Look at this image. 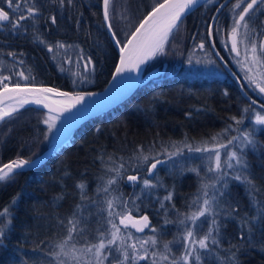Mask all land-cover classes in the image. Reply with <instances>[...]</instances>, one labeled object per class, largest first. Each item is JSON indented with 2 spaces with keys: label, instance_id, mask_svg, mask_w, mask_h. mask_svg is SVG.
<instances>
[{
  "label": "trees",
  "instance_id": "trees-1",
  "mask_svg": "<svg viewBox=\"0 0 264 264\" xmlns=\"http://www.w3.org/2000/svg\"><path fill=\"white\" fill-rule=\"evenodd\" d=\"M247 2L250 0L206 1L190 12L170 34L165 54L152 58L144 67L143 75L152 68L163 70L157 78L141 81L129 100L80 124L66 145L37 168L19 171L0 182V213L8 208L7 217L11 218L10 222L4 219L7 229L0 239V264H56L51 255L57 251L53 245L67 235L70 218L80 222L78 227L91 242H99L100 231H105L110 239L108 200L117 202V211L120 210L118 201H135L130 212L124 214L147 215L151 227L143 233L129 227L127 232L133 237L152 235L162 244L160 248H164V244L184 234L185 225L177 222L183 218L179 213L195 211L188 204L200 196L198 189L202 183L211 185L214 182L213 177L189 171L191 168L185 164L169 172L164 165L158 172L164 187L150 190L151 196L142 195V180L136 184L127 180L128 175L137 174L136 162L130 157L138 146L154 155L153 149L159 150L162 143L175 142L181 147L184 143L193 147L219 145L227 143L232 136L241 139L245 132L253 134L254 144L245 148L248 167L242 175L248 176L252 183L236 181L237 172L225 178L227 195L223 199L226 203L218 209L222 243L206 254L202 264H264V218L252 221L254 227L251 229L243 223L253 216L261 217L260 210L264 209V127L254 121L258 113L264 115V110L240 94L219 57L207 47L208 40L207 55L198 48L211 26L214 33L218 32L214 43L219 56L237 74L245 91L251 93L224 48L228 43H223L231 22ZM101 3L102 0H74L72 7L61 8L58 0H38L41 15L34 22H22L24 26L16 32L10 30V25H0V76L10 75V81L6 82L9 85H48L70 93L101 90L117 60L103 23ZM156 5L157 0H110L114 28L123 43ZM2 6L10 11L6 4ZM26 6L22 5L21 11ZM217 8L220 10L216 13ZM52 16L56 17L55 24L51 23ZM250 19L249 40L255 39L259 44L264 40V24L261 23L264 7L258 6ZM251 29H258L260 34ZM57 41L72 45V48L49 53L48 46H55ZM81 49L86 57L91 56L95 67V71L88 74L87 82L71 74L83 71V64L77 63V53ZM8 52L14 56L8 57ZM68 56L72 58L71 63L65 62ZM189 58L202 66L213 61L223 78L189 75L185 71ZM20 70L30 79L25 81L13 74ZM3 83L0 82V88ZM252 97L264 106L263 98L254 93ZM45 119V112L25 107L0 122V166L19 158L32 160L51 146L52 132L49 133L48 125L43 123ZM236 120H243V123L237 124ZM229 124L231 128L227 127ZM217 134L219 138L212 141ZM113 161L117 167L125 163V169L116 184L107 186V180L115 176L108 171L114 166ZM140 174L148 178L146 170ZM81 184L85 186L83 192L78 187ZM105 186L108 192L103 191ZM208 191L214 189L210 187ZM168 192L173 193L172 202L164 201L165 207L161 208L160 201ZM228 205L238 210L233 213ZM166 220L173 223L165 224ZM114 223L122 229L120 234L126 236L119 216L114 218ZM151 228H156L157 232L153 233ZM204 228L206 230L207 225ZM242 231L244 239L240 238ZM77 240L80 243L76 240L71 243L80 247L83 240L79 236ZM133 242L136 241L126 240L128 244ZM119 245L117 241L113 248ZM170 247L172 256L179 257L183 251L177 243H171ZM233 255L234 260L230 259ZM106 264H116V259ZM137 264H151V259Z\"/></svg>",
  "mask_w": 264,
  "mask_h": 264
},
{
  "label": "snow or ice",
  "instance_id": "snow-or-ice-1",
  "mask_svg": "<svg viewBox=\"0 0 264 264\" xmlns=\"http://www.w3.org/2000/svg\"><path fill=\"white\" fill-rule=\"evenodd\" d=\"M211 3L212 0H207ZM200 3V0H164V3H159L157 0V5L148 12L147 16L140 21L139 27L135 28V31L131 33V37L127 38V43L119 38V33L114 28V14L110 8V0H103V20L105 22L106 31L109 35L110 40L119 47L120 51V63L116 66L115 72L113 73V80L118 78H123V74L127 72H136L141 65L145 64L146 61L151 60L157 55L165 54V44L170 40V34L173 33L174 29L178 28V23L181 21L182 14L190 12L194 6ZM6 4L7 9L5 10L2 6ZM22 5H27L21 11ZM74 5V0H58V6L63 8L65 6L72 7ZM264 7V0H250L243 7L242 11L239 12L238 17L234 19L233 26L230 32L227 33V39L223 41L224 44L228 43V39L231 40V48L229 51L235 54L238 64H243L248 59V51L250 45V51L252 53V59L255 63L264 62V40H261L257 44L255 39H248L250 24L252 23L250 19V14L258 7ZM240 7V5H236ZM220 9L217 8V11ZM235 11V9H233ZM41 15V8L38 6V0H0V25L9 26L10 30L13 32L18 31L23 27L25 21L34 22ZM51 23H56V17H50ZM215 19V17H213ZM264 24V21H261ZM243 27L245 29L244 38L247 41L245 43V59L242 61L240 59V50L237 40V35L239 30ZM27 30V29H25ZM253 32L259 33L258 29H251ZM218 34L214 33L211 26H209L207 37L201 40L198 48L204 51L207 55L206 42L208 39H212L213 43L207 45V47L214 48L216 45L214 43V37ZM243 42V41H241ZM41 43H44L41 40ZM72 45H66L60 41L56 42L55 46L49 45L48 52L54 53L58 49H69ZM195 51V47L193 48ZM58 54V53H57ZM219 55V53H217ZM8 57L14 56V53L8 52ZM56 56L54 54L53 59ZM66 63H71L72 58L68 56ZM189 64L192 63L191 58H189ZM18 64L22 65V61H18ZM77 63L83 64V71H77L71 73L73 76L77 77L81 82H87L88 74L95 71L93 60L91 56H85L83 49L77 53ZM199 63V61H198ZM213 63V61H209ZM62 71H68L67 69L61 68ZM14 75L20 77L21 79L27 81L30 79L28 75L25 74L23 70L13 73ZM249 86L254 82L252 78L247 77ZM10 75L0 76V82L3 83V93H24L33 96L34 98L29 101L28 99H23L21 103L28 104L34 103L36 105H42L43 108L48 109L51 112H57L56 116L49 115L47 119L43 121L44 124L48 125V132L51 133L53 128L56 127L55 121L60 118V114L63 112L71 113L73 109L76 113L81 109H84V105L88 106L89 97H93L95 93H68L59 92L55 88L50 87H29L27 85L21 86L19 83L15 84L13 87H9L6 83L10 81ZM126 79L131 80V77ZM75 83V81H74ZM259 94H264V86H259ZM48 94H54L60 97L68 98L64 103V106L57 111L52 108L49 103H45L48 99ZM56 103V101H53ZM256 101H252L255 104ZM81 106V107H77ZM18 111V110H14ZM75 113V114H76ZM11 116V113L3 111L0 109V122H3L4 118ZM72 116L68 117L70 119ZM235 120V118H233ZM51 121V123H50ZM63 123V122H62ZM237 124H242L243 120H236ZM256 124L264 125V116H256ZM231 128L232 125L227 126ZM220 134L213 136L212 141H216ZM253 134L250 132L242 133V138L239 140L236 149L232 148L233 142L238 138L232 136L227 140L225 144H219L217 148H208L203 146L193 147L191 144L184 143L183 147L175 142H169L168 144H161L159 150L153 149L154 155L148 153L138 146L133 156L130 157L134 160L136 175H128L127 180L136 184L142 180L143 190L142 195L151 196L150 190H155L157 188H162L164 185L160 182L158 178V172L161 166L170 164L173 169L178 166H182L183 162L187 159L185 156V149L189 154H207L208 159L214 157V167H209L208 171L215 174L214 182L209 185L202 183L198 192L202 193V196L195 197L189 204V208L197 207L198 211H194L191 214L179 213L182 219L177 222L180 225H185L184 234L179 236L177 240L164 244V253H157L153 250L149 253V246L155 248L157 245V239L154 236L148 237L144 240L141 237H133L131 232H127L129 225L135 228L136 232L141 233L145 229L150 228V221L147 215L141 216L139 219H134L131 214H124L125 212H130V209L135 201H118L120 210L117 211V202L114 200L107 201V207L110 209L108 212L107 224L111 226V238L108 239L105 231L99 232V242H91L89 239L85 238L84 230L78 227L79 221L75 218H70L67 220V235L56 241L54 243V248L57 251L51 253L53 258L56 260V264H106L111 259H116V264H137L138 261H144L151 259V264H158L157 256H159L161 261H166L168 264H202L205 259L206 254L210 253L214 248H218L222 243L220 238V227H219V216L220 212L218 209L222 204H225L224 197L227 195V182L226 177L230 175V171L237 172L234 179L238 182H247L251 185L252 181L248 176L242 175L247 171V161L245 148L248 145H253L254 140L252 138ZM45 139H48L47 134H45ZM220 149H226L223 153L224 159L222 160V152ZM238 149V150H237ZM38 158V157H37ZM199 158V157H197ZM111 159V158H109ZM36 160H27L19 158L12 160L10 163L3 164L0 167V182H4L11 176L15 175L18 170L24 167L34 164ZM113 167L109 168V172L115 173V176L107 180V186H111L117 183V178L121 177L123 170L125 169V163L121 162L119 166H115L113 161ZM142 170H146L147 177L144 178L140 173ZM189 171L197 172L198 169H189ZM155 181V182H154ZM219 185V186H217ZM105 186L103 191L108 192V187ZM78 187L83 192L84 185H78ZM214 189L211 194H209V188ZM173 193L168 192L163 200L160 201L161 208L165 207L164 201L172 202ZM202 200V203H201ZM174 207V205H173ZM228 209L235 213L238 209L228 205ZM262 213L261 217L253 216L250 219L244 220V224H247L251 229L254 227L252 221L264 218V209L260 210ZM10 209L5 208L3 213H0V239H2L6 234L7 224L4 223V219L7 218L10 222V217H7V213ZM75 217V214H73ZM119 216V223L123 225V229L127 232L126 236L121 235L122 229L114 223V218ZM63 223V222H61ZM173 223V221H165V224ZM207 225L205 230L204 226ZM153 233L157 232L156 228H151ZM201 233H203L201 235ZM77 236L83 240V243L79 248L76 244L71 242L77 240ZM241 239L245 238L243 231L240 235ZM126 240H134L131 244L126 243ZM117 241H120V245L113 248V245ZM171 243H177L183 249L179 257L172 256L171 253L173 249L170 247ZM71 245V246H70ZM142 250L143 254H140ZM122 256L123 259H119ZM234 255L230 259L234 260Z\"/></svg>",
  "mask_w": 264,
  "mask_h": 264
},
{
  "label": "water",
  "instance_id": "water-1",
  "mask_svg": "<svg viewBox=\"0 0 264 264\" xmlns=\"http://www.w3.org/2000/svg\"><path fill=\"white\" fill-rule=\"evenodd\" d=\"M206 1L207 0H200V3L197 4L196 6H194L190 12H192L193 10L198 8L200 5H202ZM160 3H164V0ZM101 10H102V18H103V0L101 3ZM190 12H186V13L182 14L181 20L183 18H185ZM147 14L145 16H147ZM144 17L141 19V21L144 19ZM103 23L105 26L104 20H103ZM139 24H140V22L138 23V25L136 27H139ZM105 29H106V26H105ZM134 31H135V29L132 32H134ZM130 37H131V34L128 36V38H130ZM208 40H209V44H211L212 43L211 39H208ZM111 43L114 46L115 51L117 53V60H116L115 67L112 71V74L110 75V78L108 79L106 85L99 91L91 92V93H95V95L93 97L88 98L89 99L88 106L84 105L83 106L84 109H81L77 113H76L75 109H73L71 113H69V112L61 113L60 118L58 120H64L67 122L70 121V123L72 124V128L59 141L53 142L51 144V146H49L44 152H42L40 155H38L37 156L38 158L35 157L34 159H32V160H36V162L34 164H30V165L24 167L23 169L18 170L17 172L27 171V170L37 168L38 166H40L41 164L46 162V160L49 159V157L52 154H54L57 150H59L64 145H66V143L69 141L72 134L80 126V124H82L83 122H85L89 119H93L95 117H98V116L104 114L105 112H108L109 110L113 109L114 107L118 106L119 104L126 102L127 100L130 99V97L132 96V94L134 93V91L136 90V88L138 87V85L140 84L141 81H144V80L146 81V80L157 78V76L163 72V70L160 71L157 68H153V69H150L148 72H146L143 75V70H144V67L146 66L147 62L149 61L148 60L145 62V64L140 66L138 71H136V72H127L126 71L123 74V78H118L117 80L114 81L113 80V73L115 72L116 66L120 63V51H119V47L115 46V44L112 41H111ZM124 43H127V40ZM212 51L216 56L219 57L223 68L230 74L231 78L236 82V84L239 87L240 93L247 100H250L252 102L253 100H251L250 98H248L244 94V91L240 86L239 79L233 74L232 69L228 66V64L219 55H217L218 51L215 48H212ZM127 77H131L132 79L128 80V79H126ZM13 86H15V84L9 85V87H13ZM21 86H25V85H21ZM27 86H29V87L55 88V87L48 86V85H27ZM55 89H57V91H59V92H68L66 90H61L58 88H55ZM68 93H70V92H68ZM70 94H72V93H70ZM25 98L28 99L29 101H31L34 97L31 95H28V94H24V93H19V94L18 93H3V87H1L0 88V109H2L3 105H5V104H11V106L13 107L12 110L9 111V113H11V114L16 112L14 110H20V109L25 108V107H32V108H35V109H38V110L45 112L46 118H48L49 115H51V116L57 115V112L54 111V112L50 113L48 111V109L43 108L42 105H36L34 103H31V102L28 104L21 103V101ZM66 100H67L66 97H60V96H56L54 94H48V99L45 101V103H49L52 108L59 111L64 106L63 102H65ZM53 101H56V103H53ZM255 105H257L258 107H260L264 110V106L262 104L256 102ZM77 107L79 108L81 106H77ZM70 116H72V117L70 119H68V117H70ZM0 167H2V166H0ZM142 216H144V215H142ZM140 217H134V219H139ZM150 225H151V221H150ZM129 227L131 229L135 230V228H132L131 225H129Z\"/></svg>",
  "mask_w": 264,
  "mask_h": 264
},
{
  "label": "rangeland",
  "instance_id": "rangeland-1",
  "mask_svg": "<svg viewBox=\"0 0 264 264\" xmlns=\"http://www.w3.org/2000/svg\"><path fill=\"white\" fill-rule=\"evenodd\" d=\"M234 19H233V21H234ZM233 21L231 22L230 30H231V27L233 26ZM244 34H245V29H243V27H241V29L239 30L238 35H237V40H238V44H239V50H240V53H241L240 59L242 61H244V59H245V43H247V41L244 38ZM249 34H250V32H249ZM249 38L250 37L248 36V39ZM241 41H243V42H241ZM248 47H249V51H248V59H247V61H245L243 64H238L237 60H236V57H235V54L232 53L231 51H229V49L231 48V40L228 39L227 47H226V45L224 46V48H226L225 49L226 52L228 51V53H229V57H230L231 62L235 66L236 71L240 74V76H241L243 82L245 83L246 87L249 88V90L251 92H253L254 94L258 95L259 98H263L264 99V94H259V88L257 87V85L264 86V62L255 63L253 61V59H252V53L250 51V45ZM157 56H159V55H157ZM174 70L175 69L171 70V72H174ZM185 71H187L189 73V75H192V76H201V77L202 76H206V77H220V78H223V74L212 63H210L207 66H202V65L196 64V63H192V64L188 63L187 64V69ZM246 75H247V77L252 78V80L254 81L251 84V86H249V83H248V80L246 78ZM257 115H259V113ZM262 116H264V115L262 114ZM254 121L256 123V118L254 119ZM50 123H51V121H50ZM55 123H56V127L53 128V131H52V143L57 140V138H56L57 135L56 134H57V132L59 130L60 125L62 124L60 122V120H58V119L55 121ZM261 126L264 127V125H261ZM239 140L240 139L236 140V142H235L236 146H237V144H239ZM202 146L215 149V148H217L218 145H206V144H204ZM220 150L222 152V160H223L225 158L223 153L225 151H227V150L226 149H220ZM185 156L187 157V159L183 162V164L189 166L191 169H198L199 174L200 175L201 174L204 175V177L212 176L213 177V181H214L215 174L214 173H210L208 171L209 167H214V157L210 160V159L207 158V154L201 155V154H197V153H191V154L186 153ZM197 157H199V158H197ZM178 168H180V166H178L177 168L173 169L170 164L166 165V171H168V172L172 171V170H178ZM234 172L235 171H230V173H234ZM209 193H212V191L211 192L209 191ZM200 196H202V193H200ZM201 203H202V200H201ZM194 209H195V211H198V206L194 207ZM150 236H152V235H145V236H143L141 238H143L144 240H147L148 237H150ZM160 245H162V244H160V242L157 240V245L155 246V248L149 246V253H151L153 250H155L157 253H162V251L164 253V248H163V246L160 248ZM77 248H79V247H77ZM140 254H143L142 250H140ZM159 259H157L158 264L159 263L161 264V262H164V261H161V260H160L161 262H159L158 261ZM148 262H150V259L148 260ZM69 264H72V262H69Z\"/></svg>",
  "mask_w": 264,
  "mask_h": 264
},
{
  "label": "bare ground",
  "instance_id": "bare-ground-1",
  "mask_svg": "<svg viewBox=\"0 0 264 264\" xmlns=\"http://www.w3.org/2000/svg\"><path fill=\"white\" fill-rule=\"evenodd\" d=\"M228 1V0H227ZM219 8H220V6H219ZM218 11H216V13H217ZM127 40V39H126ZM209 41V40H208ZM211 42H212V39H211ZM213 43V42H212ZM211 48V47H210ZM216 50H217V48H216V46L214 47ZM211 50H212V48H211ZM153 69V68H152ZM226 71V70H225ZM232 72H233V74L238 78V76H237V74L232 70ZM226 73L230 76V74L226 71ZM230 78H231V76H230ZM232 79V78H231ZM232 81H234L233 79H232ZM239 82H240V86H241V88L243 89V91H244V94L248 97V98H250L251 100H253V97H252V94H253V92H251L250 90H249V88H247V90L249 91V92H251V93H247L246 91H245V89L243 88V86H242V82L239 80ZM234 83L236 84V82L234 81ZM237 85V84H236ZM238 86V85H237ZM241 94V93H240ZM242 95V94H241ZM243 96V95H242ZM244 97V96H243ZM245 98V97H244ZM66 99H68V98H66ZM246 99V98H245ZM247 100V99H246ZM248 101H250V100H248ZM251 102V101H250ZM12 106H11V104H5V105H3V107H2V110L3 111H6V112H9V111H11L12 110ZM60 122L62 123L61 125H60V127H59V130H58V132H57V136H56V138H57V140L56 141H59L62 137H64L67 133H68V131L72 128V124L70 123V121H64V120H60Z\"/></svg>",
  "mask_w": 264,
  "mask_h": 264
},
{
  "label": "flooded vegetation",
  "instance_id": "flooded-vegetation-1",
  "mask_svg": "<svg viewBox=\"0 0 264 264\" xmlns=\"http://www.w3.org/2000/svg\"><path fill=\"white\" fill-rule=\"evenodd\" d=\"M238 79H239V78H238ZM240 81H241V80H240ZM149 229H150V228H148V229H145L143 232H148V231H149ZM133 232H134V231H133ZM143 232H142V233H143Z\"/></svg>",
  "mask_w": 264,
  "mask_h": 264
}]
</instances>
